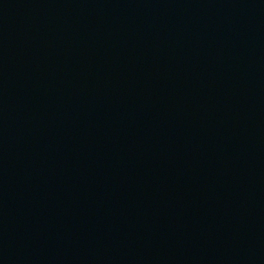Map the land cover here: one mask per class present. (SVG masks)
<instances>
[{
	"label": "water",
	"instance_id": "water-1",
	"mask_svg": "<svg viewBox=\"0 0 264 264\" xmlns=\"http://www.w3.org/2000/svg\"><path fill=\"white\" fill-rule=\"evenodd\" d=\"M0 264H264V0H0Z\"/></svg>",
	"mask_w": 264,
	"mask_h": 264
}]
</instances>
